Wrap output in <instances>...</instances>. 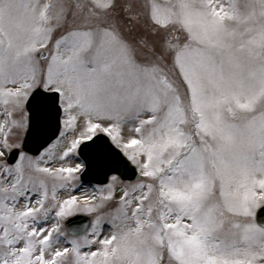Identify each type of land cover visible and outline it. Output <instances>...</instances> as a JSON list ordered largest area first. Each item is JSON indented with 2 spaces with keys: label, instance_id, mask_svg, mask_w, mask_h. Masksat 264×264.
Masks as SVG:
<instances>
[{
  "label": "snow or ice",
  "instance_id": "1",
  "mask_svg": "<svg viewBox=\"0 0 264 264\" xmlns=\"http://www.w3.org/2000/svg\"><path fill=\"white\" fill-rule=\"evenodd\" d=\"M0 264H264V0H0Z\"/></svg>",
  "mask_w": 264,
  "mask_h": 264
},
{
  "label": "water",
  "instance_id": "2",
  "mask_svg": "<svg viewBox=\"0 0 264 264\" xmlns=\"http://www.w3.org/2000/svg\"><path fill=\"white\" fill-rule=\"evenodd\" d=\"M90 179L92 183H96V178L86 177V180Z\"/></svg>",
  "mask_w": 264,
  "mask_h": 264
}]
</instances>
